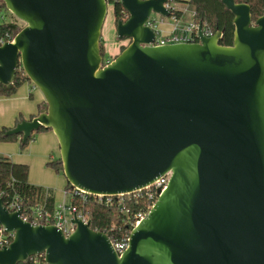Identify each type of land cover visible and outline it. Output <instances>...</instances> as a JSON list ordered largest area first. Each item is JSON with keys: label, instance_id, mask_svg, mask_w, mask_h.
I'll list each match as a JSON object with an SVG mask.
<instances>
[{"label": "water", "instance_id": "water-1", "mask_svg": "<svg viewBox=\"0 0 264 264\" xmlns=\"http://www.w3.org/2000/svg\"><path fill=\"white\" fill-rule=\"evenodd\" d=\"M24 23H9L0 44V84L11 90L22 67L39 89V113L5 136L26 144L41 128L55 134L71 187L91 194L132 193L166 173V188L119 254L111 232L74 217L66 236L10 211L13 235L0 264H264V8L221 0L234 15V41L207 35L152 46V13L169 18V0H120L116 24L126 48L104 63L108 0H1ZM264 3V0H262Z\"/></svg>", "mask_w": 264, "mask_h": 264}, {"label": "trees", "instance_id": "trees-1", "mask_svg": "<svg viewBox=\"0 0 264 264\" xmlns=\"http://www.w3.org/2000/svg\"><path fill=\"white\" fill-rule=\"evenodd\" d=\"M235 1L246 2L251 6L253 21H256V19L263 13L264 3L262 0ZM182 2L188 4L191 11L195 12L194 20L198 23H203V29L206 33L213 35L217 31H222L223 36L221 38V44L226 46L233 44L235 32V26L233 23L234 15L221 2V0H187ZM109 3L113 5L115 24H117V21L120 19H126L127 12L120 0H109ZM3 12H8V10L6 9L5 4L0 0V18L4 15ZM174 14L180 19L183 11L176 8L174 10ZM12 17L15 20L17 19L14 15H12ZM10 23L16 22L14 21ZM8 24L9 22L7 21H0V39L5 37L7 33L13 34V31L8 28ZM194 37L196 36L194 35ZM126 46H123L121 51H123ZM101 53L105 61L104 63L109 61L102 42ZM25 82L32 83L26 76L22 67H19L18 77L11 90H7L4 85L0 84V96H10L14 94ZM32 117L34 116L32 115L31 118ZM22 119L24 118L19 117L17 122ZM8 129V127L0 129V143L18 140L21 142V147L25 148L30 142L31 138L26 144H22V138L19 135L5 136ZM43 130L45 131L50 129L41 128L39 131ZM48 163L56 171L63 172V165L60 157L57 160H52ZM70 188V183H67L66 189L69 190ZM0 194L4 200L16 195L25 207L35 205L37 203H45L46 209L50 212H53L57 207L55 194L52 189L44 188L43 186H36L29 182V166L27 164L14 162L9 157L1 155ZM151 206L152 201H150L145 194L139 197L131 196L129 200L126 201V207L131 209L129 215L121 211L117 204L107 205L90 199L85 205L86 210L89 211L91 228L96 231H110L113 243H118L119 241L125 239L130 234L132 229L131 223L135 220V214L148 212ZM29 264L33 263L30 261Z\"/></svg>", "mask_w": 264, "mask_h": 264}, {"label": "built area", "instance_id": "built-area-1", "mask_svg": "<svg viewBox=\"0 0 264 264\" xmlns=\"http://www.w3.org/2000/svg\"><path fill=\"white\" fill-rule=\"evenodd\" d=\"M165 6L167 8L173 9V13L169 18H171L176 23L175 28L169 34L164 36H159V32L157 28L158 23L157 20L153 17L155 13H152L149 16L147 24L153 27L157 31V37L155 39V42L151 43L150 45L161 46L167 44L192 42L197 40L196 37H194V35L197 36V29L199 23L194 20L195 12H192V21L182 28L178 25L180 19L176 17L174 14V10L176 8L172 6V0H169L165 4ZM126 18H128V15L126 16ZM164 19L165 18H162L160 16L161 21ZM206 34L210 35L209 33ZM13 38H14V33L13 34L7 33L5 37L0 39V44H4L5 42L12 41ZM170 176L171 173L168 172L165 175L161 176L160 178L156 179L152 185H149L144 189H140L132 193H126V194H116V195L91 194L87 191L78 189L76 187L74 188L71 187L69 190L67 189L65 190L66 196L70 197V201L57 204V207L53 212H50L48 211V209H46L45 203L44 204L37 203L35 205H30L25 207L19 201L16 195L7 198L6 200H4V203L10 211H17L21 209L22 210L21 216L24 220L30 221L34 225H37L39 223L54 224L60 229H62V231L66 236H69L71 233L75 231L76 228V225L72 222V219L74 217L81 219L85 223L90 221L89 211H87L85 207L86 203L90 199L100 203H105L107 205L117 204V206L120 208L121 211L129 215L131 209L126 207V201L129 200L131 196L139 197L145 194L149 198V200L152 201V206H153L155 201L158 199L160 192L166 188ZM147 213L148 212H143V213L141 212L135 214V220L133 223H131L132 229L138 223H140V221L144 217H146ZM129 237L130 234L125 239L119 241L118 243L112 242L115 250L119 254L123 253V251L127 249ZM12 238L13 235L11 233H7L4 230L3 226L0 224V248L9 245L12 241ZM30 261L33 264H46L44 255L33 256L31 257Z\"/></svg>", "mask_w": 264, "mask_h": 264}, {"label": "rangeland", "instance_id": "rangeland-1", "mask_svg": "<svg viewBox=\"0 0 264 264\" xmlns=\"http://www.w3.org/2000/svg\"><path fill=\"white\" fill-rule=\"evenodd\" d=\"M186 4L183 2H179L178 0H172V6L177 8L181 7L183 10L185 9V17L181 21V26L185 27L188 23L192 21L191 10L187 11ZM3 16L0 18V21L7 22H16L19 26H24V23L18 19H14L10 12H3ZM112 17V8L109 6L108 14L104 23L103 30L104 35L110 34V19ZM153 17L157 20V23L160 21V16L154 14ZM116 28V27H115ZM159 36L160 33H159ZM115 41H119L117 35L114 38ZM33 87V83L31 84ZM38 91L39 89L35 87ZM53 132V131H52ZM46 131L34 132L31 136L30 142L27 144L25 148L21 147V142L16 141H8L0 143V154L1 156H7L10 159L15 158L16 155H24L26 161L30 164V177L31 180L39 184V186H43L44 188H50L53 190L56 200L58 202L63 200V190L67 186V179L64 172L56 171L48 162L55 161L60 157L59 144H57L56 140H52L46 138ZM54 135V134H53ZM55 139V138H54ZM44 154L42 155V152ZM70 201V197H68V202Z\"/></svg>", "mask_w": 264, "mask_h": 264}, {"label": "crops", "instance_id": "crops-1", "mask_svg": "<svg viewBox=\"0 0 264 264\" xmlns=\"http://www.w3.org/2000/svg\"><path fill=\"white\" fill-rule=\"evenodd\" d=\"M179 2L187 1V0H178ZM186 4V3H184ZM112 8V17L110 19V34L101 36V42L104 45L107 59L111 61L114 59L120 52L123 46H126L129 43V40H119L115 41L114 38L116 36V24L115 17L113 13V5L109 4ZM187 11H189L190 7L188 4L185 5ZM177 9L182 10L183 14L179 20V26L182 27L181 21L185 17V9L181 7H177ZM191 10V9H190ZM192 16V11H191ZM176 23L171 18H165L164 20H160L158 22V32L161 36L167 35L175 28ZM186 26V25H185ZM104 27V26H103ZM183 28V27H182ZM104 31H102V35ZM30 82H25L22 84L17 91L10 96H0V129L3 127H14L19 117H23L24 119H29L31 116H35L39 113L42 105L44 103V97L40 91H38L35 87L31 85ZM47 133L45 135L46 138L58 141L55 134L51 130H45ZM54 134V135H53ZM55 138V139H54ZM58 144V142H57ZM59 147V146H58ZM44 151L42 152V155ZM1 155V154H0ZM24 155H16L15 158H12L14 162L17 163H25L29 166V182L33 185L39 186V184L34 183L30 177V164L28 161L23 158ZM66 188L63 190V200L57 202V204L68 202V197L65 193ZM56 198V197H55Z\"/></svg>", "mask_w": 264, "mask_h": 264}]
</instances>
